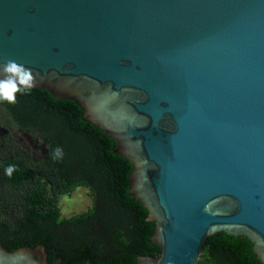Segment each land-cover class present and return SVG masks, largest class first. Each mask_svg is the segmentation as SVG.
<instances>
[{
    "label": "water",
    "instance_id": "water-1",
    "mask_svg": "<svg viewBox=\"0 0 264 264\" xmlns=\"http://www.w3.org/2000/svg\"><path fill=\"white\" fill-rule=\"evenodd\" d=\"M7 59L133 166L160 251L136 264H197L217 234L248 238L264 264V0H0ZM0 264L49 261L0 244Z\"/></svg>",
    "mask_w": 264,
    "mask_h": 264
},
{
    "label": "trees",
    "instance_id": "trees-1",
    "mask_svg": "<svg viewBox=\"0 0 264 264\" xmlns=\"http://www.w3.org/2000/svg\"><path fill=\"white\" fill-rule=\"evenodd\" d=\"M84 114L73 100H57L36 88L30 95L17 94L15 104L0 102V125L36 133L46 150L42 159L33 154L19 159L18 153L28 148L0 142L1 245L7 252L44 246L49 264H136L137 258L157 259L160 251L151 243L154 225L129 192L133 166L115 153L117 143L84 120ZM57 147L63 157L53 161ZM9 163L18 167L11 178L4 171ZM6 185H22L23 190L7 197ZM79 187L89 190L93 204L64 217L60 200ZM11 214L14 220L9 219ZM252 246L244 236L212 235L197 264H261Z\"/></svg>",
    "mask_w": 264,
    "mask_h": 264
},
{
    "label": "clouds",
    "instance_id": "clouds-1",
    "mask_svg": "<svg viewBox=\"0 0 264 264\" xmlns=\"http://www.w3.org/2000/svg\"><path fill=\"white\" fill-rule=\"evenodd\" d=\"M39 73H34L29 67L14 59H7L0 62V102L6 101L9 104L17 102V94L30 95L36 87ZM63 157V150L59 147L52 152L53 161ZM9 178L18 171L15 164L9 163L5 169Z\"/></svg>",
    "mask_w": 264,
    "mask_h": 264
},
{
    "label": "flooded vegetation",
    "instance_id": "flooded-vegetation-1",
    "mask_svg": "<svg viewBox=\"0 0 264 264\" xmlns=\"http://www.w3.org/2000/svg\"><path fill=\"white\" fill-rule=\"evenodd\" d=\"M1 129H4L7 131V134L3 137L0 136V142L2 143L3 141L9 142V143H16L18 144L20 147H26L29 149V151H23L21 150L18 153V158L21 159L23 156L25 155H29V154H33L36 156H39L40 159H42L43 157L41 155H43L46 150H45V146L44 143L41 142V140L38 138V135L36 133H32L31 131H28L27 129H19L16 126H11L8 129H5L2 125H0ZM3 154V152H2ZM6 154V153H5ZM3 154V156L5 155ZM23 190V186L19 185L16 188H13L10 185H6V193H7V197L15 194L18 195L20 194V192ZM2 207L1 205V200H0V208ZM2 214L0 212V222L2 221ZM9 219L14 220V215L11 214V216L9 217ZM3 230V228L0 227V232ZM1 244V243H0ZM9 247H11L9 245Z\"/></svg>",
    "mask_w": 264,
    "mask_h": 264
},
{
    "label": "rangeland",
    "instance_id": "rangeland-1",
    "mask_svg": "<svg viewBox=\"0 0 264 264\" xmlns=\"http://www.w3.org/2000/svg\"><path fill=\"white\" fill-rule=\"evenodd\" d=\"M93 204L90 192L85 187H79L70 196H63L60 208L64 217H71L88 210Z\"/></svg>",
    "mask_w": 264,
    "mask_h": 264
}]
</instances>
